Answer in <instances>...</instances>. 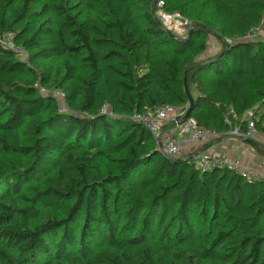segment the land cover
<instances>
[{"label":"trees","instance_id":"trees-1","mask_svg":"<svg viewBox=\"0 0 264 264\" xmlns=\"http://www.w3.org/2000/svg\"><path fill=\"white\" fill-rule=\"evenodd\" d=\"M158 1L0 0L27 53L0 44V264H264V177L178 161L132 118L189 103L187 70L199 125L264 134V39L225 42L264 0H164L188 38Z\"/></svg>","mask_w":264,"mask_h":264},{"label":"built area","instance_id":"built-area-1","mask_svg":"<svg viewBox=\"0 0 264 264\" xmlns=\"http://www.w3.org/2000/svg\"><path fill=\"white\" fill-rule=\"evenodd\" d=\"M164 4V0H159L157 3V10L159 8V14L162 21H165L169 24V31L175 33L176 35L185 37L190 31L191 27V25L188 26L189 19L179 12L171 13L165 11L163 8ZM258 39H264V12L259 25L252 26L243 35L226 37L225 42L227 44H232L234 42L254 41ZM0 44L8 46L21 55L22 58L27 59L26 51L16 45L13 34H8L0 38ZM40 91L44 94L48 93V91L43 87H40ZM56 94L60 99H64V93L58 91ZM188 108L189 103H181L177 105L164 104L154 108H148L143 112H136L132 118L133 120L146 125L152 132L156 138L157 151L174 158L191 155L192 158H195L197 167L203 172L213 169H228L234 172L242 173L251 180L257 181L264 177V171L262 169L248 167L240 158H234L227 152L216 148H210L203 151H199L200 149L197 150L196 148L203 141H214L222 137L223 134L217 132L216 130H207L206 128L202 127L192 115L186 120L182 121V118L187 113ZM100 112L102 114L115 116L114 110L109 104H105L101 108ZM178 118H180V120ZM168 121H172L176 124L175 129L173 131H163L161 133L162 127ZM248 121L249 122L246 131L241 132L239 127H236L231 133L243 135L262 143L264 140V134H261L256 129L253 120L249 119ZM160 135L161 143L158 139Z\"/></svg>","mask_w":264,"mask_h":264},{"label":"crops","instance_id":"crops-1","mask_svg":"<svg viewBox=\"0 0 264 264\" xmlns=\"http://www.w3.org/2000/svg\"><path fill=\"white\" fill-rule=\"evenodd\" d=\"M222 47L223 44L221 40L217 39L216 37L215 38L209 37L208 47L205 53L203 54V56L208 57L217 54L221 51ZM166 125L167 126L163 131H167V132L173 131L176 126V124L173 123L172 121H168ZM211 142L212 141L205 140L201 144H199V146L196 149L197 150L200 149L199 151H203L210 148H216L224 152H227L230 156L234 158H240L243 161V163L248 167L260 168L264 171V165H263L264 155L260 151L250 146L249 144L241 141L240 139L229 137L222 141L216 142L213 146H210ZM262 144H264V140Z\"/></svg>","mask_w":264,"mask_h":264},{"label":"water","instance_id":"water-1","mask_svg":"<svg viewBox=\"0 0 264 264\" xmlns=\"http://www.w3.org/2000/svg\"><path fill=\"white\" fill-rule=\"evenodd\" d=\"M160 21V20H159ZM161 22V21H160ZM162 24V22H161ZM163 25V24H162ZM164 26V25H163ZM196 26V23H194L189 31V33L187 34V36L185 38H188L191 33L193 32L194 28ZM164 28H166L164 26ZM171 32V31H170ZM173 33V32H171ZM175 36H178V37H181L179 35H176L175 33H173ZM185 89H186V92L189 96V108L187 110V113L184 115V117L182 118V121L186 120L187 118H189L192 114V111L194 109V105H195V101H194V98L190 92V89H189V86H188V76H187V70L185 72ZM180 120V118H178ZM167 125L165 124L162 129H161V133L163 132V130L165 129ZM229 137H234V138H237V139H240L241 141L249 144L250 146L254 147L255 149H257L258 151H260L263 155H264V144H262L261 142L259 141H256L254 139H251V138H248V137H245L243 135H236V134H227V135H223L222 137L216 139L215 141H212L211 142V145L210 146H213L216 142H219V141H222L226 138H229ZM159 141L161 143V135L159 136ZM191 157V156H190ZM174 158V157H173ZM176 160H182L183 158L182 157H179V158H175Z\"/></svg>","mask_w":264,"mask_h":264},{"label":"rangeland","instance_id":"rangeland-1","mask_svg":"<svg viewBox=\"0 0 264 264\" xmlns=\"http://www.w3.org/2000/svg\"><path fill=\"white\" fill-rule=\"evenodd\" d=\"M164 8V7H163ZM165 10V9H164ZM166 11V10H165ZM157 15H158V18L161 20V22H164L163 24H164V26L167 28V29H169L168 27H170L169 26V24L167 23V22H165V21H162V19H161V16H160V14H159V8H158V10H157ZM191 20L189 19V21H188V26H190L191 25V27H192V22H190ZM191 27H190V29H191ZM170 30V29H169ZM178 34V33H177ZM182 37V36H181ZM209 37H214L215 38V36H213V35H210ZM208 37V38H209ZM217 38V37H216ZM218 39V38H217ZM249 115V114H248Z\"/></svg>","mask_w":264,"mask_h":264}]
</instances>
